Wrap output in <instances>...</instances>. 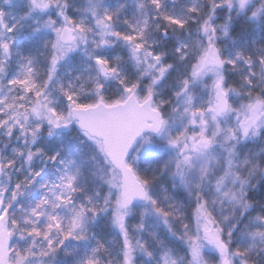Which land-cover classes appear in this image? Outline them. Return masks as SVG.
<instances>
[{
    "label": "snow or ice",
    "instance_id": "snow-or-ice-1",
    "mask_svg": "<svg viewBox=\"0 0 264 264\" xmlns=\"http://www.w3.org/2000/svg\"><path fill=\"white\" fill-rule=\"evenodd\" d=\"M0 264H264V0H0Z\"/></svg>",
    "mask_w": 264,
    "mask_h": 264
}]
</instances>
